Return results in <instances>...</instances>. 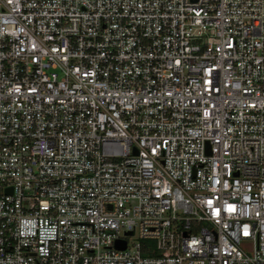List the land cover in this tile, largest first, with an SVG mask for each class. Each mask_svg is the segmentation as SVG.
Returning a JSON list of instances; mask_svg holds the SVG:
<instances>
[{
	"label": "built area",
	"instance_id": "obj_1",
	"mask_svg": "<svg viewBox=\"0 0 264 264\" xmlns=\"http://www.w3.org/2000/svg\"><path fill=\"white\" fill-rule=\"evenodd\" d=\"M0 264H264V0H0Z\"/></svg>",
	"mask_w": 264,
	"mask_h": 264
},
{
	"label": "water",
	"instance_id": "obj_2",
	"mask_svg": "<svg viewBox=\"0 0 264 264\" xmlns=\"http://www.w3.org/2000/svg\"><path fill=\"white\" fill-rule=\"evenodd\" d=\"M124 242H125L124 240L121 241V242L119 241V242H117V245H118V246H121V247H124Z\"/></svg>",
	"mask_w": 264,
	"mask_h": 264
}]
</instances>
